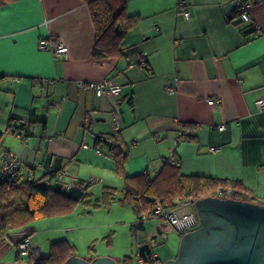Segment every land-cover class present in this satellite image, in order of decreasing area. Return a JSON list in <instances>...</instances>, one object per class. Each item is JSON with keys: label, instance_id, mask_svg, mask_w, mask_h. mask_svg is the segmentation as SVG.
<instances>
[{"label": "crops", "instance_id": "0c3cea01", "mask_svg": "<svg viewBox=\"0 0 264 264\" xmlns=\"http://www.w3.org/2000/svg\"><path fill=\"white\" fill-rule=\"evenodd\" d=\"M184 1L189 17L180 0H127V12L140 19L121 44L124 54L104 59L93 57L94 27L84 0L0 6V166L11 153L24 178L64 170L60 182L92 177L91 186L121 187L109 146L95 145L98 134L111 133L127 149L128 176L155 173L168 159L183 174L239 179L264 198V108L256 106L264 98V0L249 3L251 21L235 15L236 0ZM252 22L258 32L244 35L241 28ZM41 39L63 42L67 58L56 60L39 47ZM104 79L120 84V94L98 96L78 85ZM11 115L27 120L31 133L8 129ZM191 132L194 140L181 135ZM144 225L147 240L141 242L140 233L137 251L144 242L158 255L153 227Z\"/></svg>", "mask_w": 264, "mask_h": 264}, {"label": "trees", "instance_id": "16d2710c", "mask_svg": "<svg viewBox=\"0 0 264 264\" xmlns=\"http://www.w3.org/2000/svg\"><path fill=\"white\" fill-rule=\"evenodd\" d=\"M12 1L14 0H0V6ZM84 1L88 5L94 27L93 57L104 59L122 56L124 50L121 44L128 32L136 26L140 16L130 15L127 12V0ZM258 1L260 0H245L248 3ZM241 12L242 9L239 7L234 11L235 15L239 14V16ZM241 29L244 35L255 31L253 24ZM22 120L24 119L18 122L17 117L11 115L8 120V129L24 131L26 135H29L31 132L25 126L28 121ZM40 120L45 123L44 118ZM181 135L188 140L196 138L192 132ZM1 136L0 132V138ZM95 143L96 146L101 143L109 146V154L115 161V172L124 180L122 188L102 186L101 200L107 203L114 199L118 192L121 193L118 201L121 204H129L135 215V222L131 225L134 235L144 231V224L148 217H160L154 211L157 204L168 210H175L183 203L194 207V201L204 196L230 197L264 203V198L252 193L239 179L183 174L180 164L172 163L168 159H165L155 173L146 171V173L128 176L124 169L128 153L119 136L111 133L98 134ZM59 172L60 170L51 169L37 179L24 178L21 174L13 178L0 179V252L4 245L13 243L16 246L22 239L30 236L31 233L20 234V232L24 231L32 220L68 214L78 202L92 206L99 205L100 199L91 201L89 180L80 181L75 178L74 182L66 187V181L58 180ZM53 179L55 182L51 183ZM75 185L80 187V194L72 193ZM143 216L146 219H143ZM74 253L75 247L67 240L53 241L50 253L47 256L38 255L30 260V264H62ZM151 254L152 247L149 244L144 242L139 244L137 255L147 257ZM15 261H19L18 258ZM119 263L132 264V257L123 256Z\"/></svg>", "mask_w": 264, "mask_h": 264}, {"label": "rangeland", "instance_id": "374dc122", "mask_svg": "<svg viewBox=\"0 0 264 264\" xmlns=\"http://www.w3.org/2000/svg\"><path fill=\"white\" fill-rule=\"evenodd\" d=\"M122 187L123 185L117 188ZM90 191L92 202L100 199L98 206L78 202L68 214L30 221L24 231L33 230L29 236L32 244L39 248L41 254L46 255L51 251L53 241L65 239L75 247L74 254L78 256L91 258L95 254H109L108 256H116L114 258L120 260L121 256L126 255L132 257V264H137V241L140 233L132 234L131 225L135 222V215L131 206L118 201L121 198L120 192L114 199L104 203L101 200V182L92 184ZM190 209L196 212L195 206L183 203L176 208V212L181 214ZM146 221L149 227H153L154 237L151 243L162 261L168 256L175 257L181 237L179 232L163 217H148ZM159 230H163L162 234ZM17 252L13 243L4 245L0 252V264L16 258L24 262L31 260L27 253Z\"/></svg>", "mask_w": 264, "mask_h": 264}, {"label": "water", "instance_id": "95a60500", "mask_svg": "<svg viewBox=\"0 0 264 264\" xmlns=\"http://www.w3.org/2000/svg\"><path fill=\"white\" fill-rule=\"evenodd\" d=\"M194 206L199 225L181 235L176 256L161 264H264V203L204 196ZM145 240L141 234V242ZM62 264L120 263L108 255L89 259L72 254Z\"/></svg>", "mask_w": 264, "mask_h": 264}, {"label": "built area", "instance_id": "2783aa9c", "mask_svg": "<svg viewBox=\"0 0 264 264\" xmlns=\"http://www.w3.org/2000/svg\"><path fill=\"white\" fill-rule=\"evenodd\" d=\"M179 5L181 7V13L183 14L184 17H189L190 11L185 7V1L180 0ZM236 5L240 9H242V12L240 14V18L243 21H251V15L248 12V6L249 3L245 2V0H236ZM255 31L258 32L259 26L252 22ZM39 47L41 49H49L56 60L61 61L63 59L67 58L68 54V47L63 43V42H54L51 41L49 44L46 43L45 39H41L39 42ZM42 84H45L47 82L46 79L42 78L41 79ZM78 85L83 88L87 89L88 87H92L95 89L96 94L102 95L104 93L110 94V95H118L120 94L122 87L120 84L110 80V79H104V80H98V81H78ZM212 102L219 103L220 100L218 99H213L211 100ZM58 106V104H56ZM256 106L259 110L264 108V98L263 97H258L256 99ZM3 114V109L0 105V117ZM114 124L118 125L117 119L114 117ZM25 121V120H22ZM224 125H219L218 128L220 130L224 129ZM211 150H216V147H210ZM165 159H163V162ZM51 169H47V171H50ZM22 164L20 160L11 153H4L1 158V166H0V179H5V178H10V177H15L18 174H22ZM146 173V171L144 172ZM67 172L64 170H61L59 172V177H62L63 175H66ZM75 178L74 177H69V179L65 182L66 187H69L73 182ZM88 180H93L92 177L88 178ZM155 213L159 215L160 217L165 218L169 224L179 232L180 235L183 233L192 230L196 228L199 225V220L197 213L194 210L187 211L185 213L178 214L176 210H168L164 209L160 204H157L155 209ZM143 219H146L145 216H143ZM16 249L21 252V253H27L31 259L37 257L39 254V250L37 246H34L29 238V236L25 237L22 239L18 244L15 246ZM30 263V261H29ZM136 263L137 264H161L162 259L152 252L151 255L144 257L143 255H137L136 257Z\"/></svg>", "mask_w": 264, "mask_h": 264}, {"label": "flooded vegetation", "instance_id": "af4514ba", "mask_svg": "<svg viewBox=\"0 0 264 264\" xmlns=\"http://www.w3.org/2000/svg\"><path fill=\"white\" fill-rule=\"evenodd\" d=\"M153 234H154V232H153Z\"/></svg>", "mask_w": 264, "mask_h": 264}]
</instances>
